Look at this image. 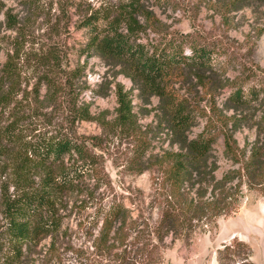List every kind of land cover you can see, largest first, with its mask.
<instances>
[{
	"label": "rangeland",
	"instance_id": "1",
	"mask_svg": "<svg viewBox=\"0 0 264 264\" xmlns=\"http://www.w3.org/2000/svg\"><path fill=\"white\" fill-rule=\"evenodd\" d=\"M118 1L0 0V74L10 55L19 73L11 82L5 79L4 91L10 87L13 92L9 103L0 101V131L17 121L28 138L46 132L64 134L82 145L84 159L91 167L80 188L66 196V207L59 210L63 224L55 244H50L52 238L42 241L44 264H73L75 259L70 257L85 264L89 260L141 264L145 258L137 247L151 237L149 232L159 224L166 206L170 187L162 181L169 152L177 145L167 125L160 122V102L157 97L141 95L120 66L88 51V36L78 28L93 7ZM248 4L148 0L151 19L139 17L147 27L142 41L162 45L182 39L186 52L192 45L207 47L216 58L218 85L204 86L193 77L190 82L181 80L176 89L196 109L190 136L209 126L219 135L213 157L218 178L237 167L224 154L222 136L242 113L234 110L227 96L234 86L264 84V5ZM118 86L128 91L132 100L136 123L129 130L116 123ZM248 113L251 116L234 132L242 149L255 138L253 125L264 117V103ZM141 151L144 161H137ZM77 159L78 165L83 163L79 155L72 161ZM183 189L182 193L187 192V187ZM193 192L195 189L188 198ZM234 198L229 199L231 205L225 213L217 207L190 217L191 223L180 211L179 222L191 224L192 235H168L157 242L153 257L160 261L156 264H264V197L244 190L240 199L237 193ZM171 201L178 205L177 200ZM113 202L128 210L126 220L120 223L125 224L126 237L115 242L121 244L119 250L109 253L97 243L105 209ZM134 242L136 245H131ZM125 253L126 259H121Z\"/></svg>",
	"mask_w": 264,
	"mask_h": 264
},
{
	"label": "trees",
	"instance_id": "2",
	"mask_svg": "<svg viewBox=\"0 0 264 264\" xmlns=\"http://www.w3.org/2000/svg\"><path fill=\"white\" fill-rule=\"evenodd\" d=\"M147 1L101 2L80 20L78 28L84 29L88 36V51L120 66L141 95L158 98L160 122L167 125L172 141L177 145L173 153L169 152V163L162 181L170 190L159 224L150 230L151 237L141 240L142 246L137 247L145 258L141 264H156L159 258L153 257V251L157 242L164 241L168 235L179 234L187 238L192 235L191 224L179 222L180 211L189 217L191 223V218L217 207L220 213H225L231 205L229 199H233L236 193L240 199L244 190L257 191L264 197V117L254 122L255 138L243 149L234 136L239 128L237 125L251 116L248 112L256 104L264 103V84L234 86L227 96V102L234 110L242 113L241 118H234L231 128L223 130L222 136L224 154L237 167L218 178L213 157L219 135L209 126L196 136H190L197 118L196 109L176 89L181 80L185 78L190 82L193 77L204 86L208 83L218 85L216 58L207 47L192 45L186 52L182 39L162 45L155 41H142L147 27L139 17L149 20L153 15L146 6ZM232 2L236 5L245 2L264 5V0ZM6 16L11 20L10 12ZM1 48L0 44V51ZM13 58L9 56L0 74L1 103H9L12 98L11 88L3 89L5 79L11 82L19 76ZM186 76L191 78L186 79ZM213 76L216 78L209 82ZM116 93V123L129 130L136 123L130 94L122 86H118ZM83 152L77 140L58 132L28 138L17 121L10 122L0 131V264H44L42 241L52 238L50 244H55L63 224L59 210L66 207V196L80 188V182L90 171ZM142 153L138 152L137 161H144ZM75 155H79L83 163L78 165L77 159L75 164L72 161ZM184 187H187V192L182 193ZM192 189L195 192L188 198L187 194ZM179 197L184 198L179 201ZM171 199L177 200L178 205ZM127 211L119 202H113L105 209L97 245L109 253L119 250L121 244L116 245L115 242L124 241L126 237L123 232L125 224L120 223L126 220ZM131 245H136V242ZM126 255L121 259H126ZM70 258L75 259L73 264H85L76 257ZM87 264L102 263L89 260Z\"/></svg>",
	"mask_w": 264,
	"mask_h": 264
}]
</instances>
